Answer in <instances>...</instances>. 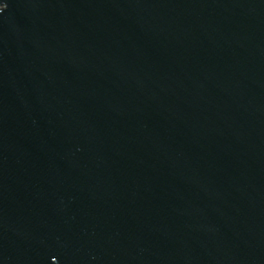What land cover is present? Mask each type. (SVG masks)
Segmentation results:
<instances>
[{"label": "water", "instance_id": "obj_1", "mask_svg": "<svg viewBox=\"0 0 264 264\" xmlns=\"http://www.w3.org/2000/svg\"><path fill=\"white\" fill-rule=\"evenodd\" d=\"M0 264H264V0H0Z\"/></svg>", "mask_w": 264, "mask_h": 264}]
</instances>
